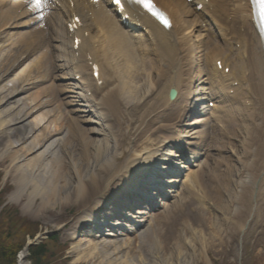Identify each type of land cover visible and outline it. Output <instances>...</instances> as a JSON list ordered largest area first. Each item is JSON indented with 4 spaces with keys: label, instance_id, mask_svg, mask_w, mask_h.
<instances>
[{
    "label": "bare ground",
    "instance_id": "bare-ground-1",
    "mask_svg": "<svg viewBox=\"0 0 264 264\" xmlns=\"http://www.w3.org/2000/svg\"><path fill=\"white\" fill-rule=\"evenodd\" d=\"M239 1L231 0L229 8L224 2H221L220 7L222 11L232 13V17L234 14L237 15L238 10H241L240 16L244 15L246 17L243 3ZM165 3L178 16L176 24L179 27L181 35L187 40L186 46L188 51L191 52L192 48H196L193 44V37L195 40H199L201 35L193 34L194 25L189 22L187 23V19L185 18L188 16V11L180 4L181 2H179V0H165ZM0 17V30L8 28L10 23L8 19L1 14ZM92 24L93 23H89V26ZM130 44L129 39L123 37L118 47L113 46L102 51H104L103 55L106 52V55L112 57L109 62L111 61L114 63L113 67L118 70L121 78V80L119 79L118 82H116L117 84H114L115 82L112 79L109 80L108 84H111L112 87L119 91L126 103H133L136 106L138 103L146 101L142 100V98L145 96L146 92H148L149 86L156 80L157 73L161 72L160 69L163 67V64L171 60L175 61V59L169 56L168 49L166 45H164L159 52H157L155 63L143 62V57L140 63L137 59L138 56L133 53V48ZM59 47L60 50L64 49L63 51L61 50V55H59L60 60H58L61 62L59 65H62V61L66 60L67 47L64 45H60ZM215 48L216 47H213L212 49ZM20 54L19 51L18 53H8L4 55L3 62H8L11 65L6 67L0 63V73L6 72V74H13L21 65L20 63L22 60L18 58L21 57ZM69 61L72 62V59H69ZM5 65H7V63H5ZM71 65L72 63L66 68V77L69 75L70 69L73 71L75 67ZM30 66L35 67V61L31 60ZM25 72L29 73L28 67L23 68L20 72L16 73V76L12 77L13 79L11 80L10 86L3 85L0 87V94L4 93V98L0 100L4 99L6 102L10 101L11 107L9 110H11V114L15 113L17 115L15 119H19L18 122H15L11 127L14 134L24 133L26 135L29 128L31 131L41 128V132L32 137L28 143L24 145L18 144L20 145L19 149L12 143H5L4 151L0 153V160H4L5 158L10 160L9 165L12 167L10 176L15 185H18L14 193L15 196L19 198L20 193L26 194L25 196L29 198V202H32L36 197L40 198V205L37 207V211L42 210L43 207L48 205L52 206L55 203L64 204L65 202V204L68 205L74 203L78 206H80L81 203H89L91 197H89L88 184L97 182V174L99 172H101L100 176L104 173L107 178L109 177L107 181L109 182V180L122 175L123 170L129 168V164L133 166L140 161L144 162L143 160L148 159V157L152 155V151L156 150V143H153V139L145 135L137 137L135 144L132 142L126 147L119 141L117 142L115 137L110 138L105 136L102 127L94 119L87 116L90 111L83 107L82 101L84 98L83 95H87L86 89L84 88L82 92H79L77 90L79 88L74 86L70 81L64 84H67L66 88L59 89V91L64 92V94L69 93L65 94V97L68 99L65 101L64 98L56 100L57 104L66 105L67 111L71 110L73 113H80L84 117L74 120L75 123L72 131L64 130L56 132L53 129H49L47 126L49 123L47 121L49 111H45L43 106L45 104V99L43 98L44 89H42V87L34 91L33 94H31L32 92L26 94L24 90L27 91V86H31L32 74L29 73L27 77ZM26 77L27 80L25 79ZM199 89H202V87ZM113 91L112 89V92ZM19 92H23L26 96L18 101H13V98L16 97ZM113 98L114 94L110 96V101L113 100ZM116 100H118L117 95ZM113 104L114 107H117L118 101H114ZM134 109L135 107H133V110ZM38 112L39 117L33 118L34 113ZM142 114L143 112H140V115L133 116V127L139 126L143 122L144 118L141 117L143 116ZM5 116L6 115L0 114V127H4L3 125L5 124H7V126L12 125L9 120L8 122L5 120ZM25 117L31 118L32 120H30V122H32L33 125H27L24 121ZM46 118L47 120L42 124V121ZM80 120L82 123H85V125L80 124ZM43 127L44 129L48 128V131L43 130ZM13 129H17V131ZM80 140L82 142L78 143ZM21 144H23V142ZM83 146L86 147L87 155L83 151H76V149L81 150ZM13 147L16 148L11 151ZM6 149H8V151H6ZM124 150L128 151V155L123 160V163H115L117 156H121ZM88 157L89 160H87ZM152 167V170L156 169V165ZM155 177L157 176L153 174L152 178ZM152 178H148V181L154 180ZM194 186L202 196L211 198V195L202 184L201 177L194 183ZM228 191L231 192V189ZM178 203L179 202L174 205ZM170 206L171 205H169V207ZM219 208L228 210V203L220 197ZM209 225L210 227L207 231L203 229L199 221L198 224H187L188 229L184 238L182 235H179L180 239H173L170 247L169 244L173 237L168 235L163 237L161 230H153L152 233L149 234L147 230L143 229L141 232H137L134 242L129 239L125 240L124 245L126 247H123V244L116 245L114 241L102 243L100 246L96 243H90L83 247L82 250L80 249V253H82L84 249H87L85 253L86 256L83 255L81 257L84 258V260L93 262L101 250L108 251L111 249L109 256H111L112 253L115 262L108 260L109 264H115L116 262V264H161L164 260L172 261L167 264H192L194 260H198L199 255H203V253L206 255V249L211 243L214 244L213 241L215 237L218 238L216 242L219 243L218 247L220 246L222 239H220V236L218 237L219 234H217V232L220 231V227L217 225L215 226L212 219H209ZM210 228L213 229L211 230ZM109 234L112 233L109 232ZM146 238L149 240L147 244L144 243ZM225 238L227 239L226 242L231 241L229 235H225ZM135 242L136 244H134ZM182 245H186L187 249L185 251L180 248ZM168 247L170 248L169 250H167ZM126 248L129 250L128 256L124 251ZM77 249L74 251H77ZM144 251L149 254V258L145 257V254H143ZM120 252L125 256H121ZM161 254H163V256ZM160 256L164 259L162 262L160 261ZM81 257L77 258L74 262L77 263ZM204 263L208 264L209 262L205 259Z\"/></svg>",
    "mask_w": 264,
    "mask_h": 264
},
{
    "label": "rangeland",
    "instance_id": "rangeland-1",
    "mask_svg": "<svg viewBox=\"0 0 264 264\" xmlns=\"http://www.w3.org/2000/svg\"><path fill=\"white\" fill-rule=\"evenodd\" d=\"M17 71H19V69ZM5 75L6 73L1 75L2 79ZM12 76L13 75L11 74L8 79L3 81L2 84L10 85L11 80L9 79ZM28 91L34 93V89H29ZM2 96H4V93L2 94ZM24 96H26V94L19 93L16 97L13 98V101H18ZM10 106V101L5 102L4 100H0V114L4 113L3 115H6L5 120L7 122L9 120V122L12 123V125L10 126H7V124H5L3 125L4 127H0V153L4 151L5 143H12L13 145H16V147L19 149L20 145L28 143L29 140L32 139V137L40 134L41 132V128L34 129L32 131L29 128L26 135L24 133L14 134L11 130V127L15 122H18L19 119H15V117L17 116L15 113L11 114L12 112H10L11 110H9ZM35 117H39V112L34 113L33 118ZM30 120L32 119L28 117L24 118V121L27 125H33ZM122 126H125V123L122 124ZM13 130L17 131V129ZM126 137L127 134H123L124 145H126L127 143ZM22 142L23 144H21ZM16 147H13L11 151H13ZM6 151H8V149H6ZM76 151L81 152V150L78 149H76ZM9 164L10 160L7 158H5L4 160H0V201L3 202V204H6V209L11 207L17 209L16 215L14 214L15 211L12 210L9 211V213H7L8 211H5L3 214H0V230L3 231V237L5 238L7 246H13L16 248L19 247L21 244L23 245L24 243L29 242L31 239L30 236L32 231L34 233H42L44 231L56 230L57 232L55 234H57V238L56 240H53L54 242H51L49 240L46 241V239H44L47 244V252L43 257V261L46 264H109L108 260L115 262V260L113 259L114 255H112L111 253V256H109L111 249H109L108 251L101 250V252H99V254L95 257V261L93 262L84 260V258H82L81 256H86L85 253L87 249H84L82 253H80V249L82 250L83 247L89 245L90 243H99L100 246L101 242L108 243L110 241H114L116 245H120L126 237L117 240L108 237H102L100 238L101 242L96 239L90 240V238H80L74 241H70L68 239L67 232L70 227V224L73 221V218L77 215L75 213H77L83 206L84 208L89 207L90 203L98 197V194L94 195L93 193L90 202L87 204L81 203L80 206H78L77 204L75 205L74 203H72V205L65 204V202L64 204L55 203L52 206L48 205L46 207H43L42 210L37 211V207L40 205L39 197H36L32 202H29V198L25 196L26 194L20 193L19 198L14 195L16 189L18 188V185H15L12 177L10 176L12 167H10ZM204 179L205 178H203V180ZM204 181L205 183H207L206 179ZM90 186L91 191H93L95 189V185L90 184ZM206 186L208 189H210L208 184ZM71 206L74 207V209L69 210ZM13 220H16L17 223ZM192 220L193 223H195L199 220V217L193 218L191 219V221ZM201 222L205 223L203 225V228L204 230L208 231L210 227H208L209 222H207L206 220ZM210 229L212 230L213 228ZM224 232H227L226 234L229 233L231 235V241L226 242L227 239L224 236ZM217 234H219L218 237H222V244L218 247L219 243H216L218 238L215 237L213 241L214 244L211 243L210 246L207 247L206 255L204 253L203 255H199L198 260H194L192 264H205V259L208 260V264H249L251 263L250 261L252 259L253 254H255L254 256L257 261V264H264V253L260 251L261 242H259L258 239H254L251 236L249 239H245V241L242 243V249L239 256L238 247L235 242L234 229H228L227 231L220 229ZM257 243L258 245L255 246V244ZM123 247L126 246L123 245ZM180 248L184 251L187 249L186 245H182L180 246ZM75 249H77V251H74ZM169 249L170 248H168L167 250ZM124 251L127 253L128 256V248L124 249ZM130 253L132 254L131 251ZM120 254L121 256L123 255L122 252H120ZM143 254H145V257L149 258V254L146 251H144ZM161 255L163 256V254ZM79 257L81 258L78 260L77 263H75L74 261ZM162 260L164 259H162L160 256V261L162 262ZM171 262L172 261L164 260L161 264H167ZM26 264H28V262Z\"/></svg>",
    "mask_w": 264,
    "mask_h": 264
},
{
    "label": "trees",
    "instance_id": "trees-1",
    "mask_svg": "<svg viewBox=\"0 0 264 264\" xmlns=\"http://www.w3.org/2000/svg\"><path fill=\"white\" fill-rule=\"evenodd\" d=\"M5 211H3V213ZM13 221L17 223L16 220ZM33 233L34 232L32 231L31 236L33 235ZM22 246H23L22 244L16 248L13 246H7L5 242V238L3 237V231L0 230V264H15L16 253ZM46 252H47V248L45 243H41L37 246L30 247L29 258L31 259L32 264H46L43 261V257L46 254Z\"/></svg>",
    "mask_w": 264,
    "mask_h": 264
},
{
    "label": "snow or ice",
    "instance_id": "snow-or-ice-1",
    "mask_svg": "<svg viewBox=\"0 0 264 264\" xmlns=\"http://www.w3.org/2000/svg\"><path fill=\"white\" fill-rule=\"evenodd\" d=\"M137 2L142 4L150 12H153V14L156 15L165 24V26H170V22L167 18L162 13L158 12L149 0H137ZM35 3L36 7H40L41 0H35ZM116 3L119 4L120 0H116ZM256 3L259 5V8L264 11V0H256Z\"/></svg>",
    "mask_w": 264,
    "mask_h": 264
}]
</instances>
